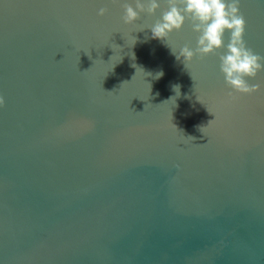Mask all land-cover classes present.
<instances>
[{
  "label": "water",
  "instance_id": "obj_1",
  "mask_svg": "<svg viewBox=\"0 0 264 264\" xmlns=\"http://www.w3.org/2000/svg\"><path fill=\"white\" fill-rule=\"evenodd\" d=\"M239 7L264 53V0ZM122 14L0 0V264H264V67L232 92Z\"/></svg>",
  "mask_w": 264,
  "mask_h": 264
},
{
  "label": "clouds",
  "instance_id": "obj_2",
  "mask_svg": "<svg viewBox=\"0 0 264 264\" xmlns=\"http://www.w3.org/2000/svg\"><path fill=\"white\" fill-rule=\"evenodd\" d=\"M121 2L122 23L137 26L142 17L154 18L151 23L140 26L135 32L148 29L151 36L146 33L145 39L158 40L169 47L171 55L184 67L197 57L203 59L216 56L224 84L232 92L250 90L259 84V81L249 77L255 76L257 70L264 67V53L246 44L243 39L246 21L240 11V0H121ZM162 3L166 4L165 8H161ZM107 13L108 9L101 7L97 15L103 17ZM186 22L191 23V30L195 34V47L187 43L178 49L170 47L168 44L170 36L174 32L182 31ZM134 40L136 43L135 37ZM162 75V71L157 72L155 78L159 79ZM173 90L178 97L179 86L174 85ZM3 103L4 98L0 96V105ZM209 114L213 115L210 112Z\"/></svg>",
  "mask_w": 264,
  "mask_h": 264
}]
</instances>
